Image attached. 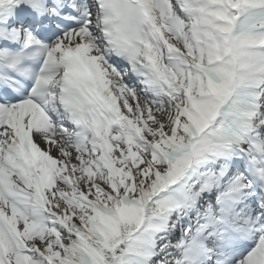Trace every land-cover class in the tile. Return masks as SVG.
Instances as JSON below:
<instances>
[{"label": "snow or ice", "instance_id": "snow-or-ice-1", "mask_svg": "<svg viewBox=\"0 0 264 264\" xmlns=\"http://www.w3.org/2000/svg\"><path fill=\"white\" fill-rule=\"evenodd\" d=\"M0 264H264V0H0Z\"/></svg>", "mask_w": 264, "mask_h": 264}]
</instances>
